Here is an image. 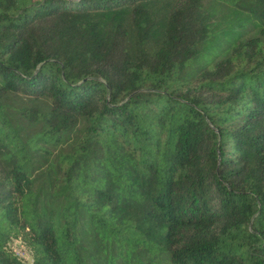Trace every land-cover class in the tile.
I'll return each instance as SVG.
<instances>
[{
    "label": "trees",
    "instance_id": "16d2710c",
    "mask_svg": "<svg viewBox=\"0 0 264 264\" xmlns=\"http://www.w3.org/2000/svg\"><path fill=\"white\" fill-rule=\"evenodd\" d=\"M0 264H264V0H0Z\"/></svg>",
    "mask_w": 264,
    "mask_h": 264
},
{
    "label": "rangeland",
    "instance_id": "374dc122",
    "mask_svg": "<svg viewBox=\"0 0 264 264\" xmlns=\"http://www.w3.org/2000/svg\"><path fill=\"white\" fill-rule=\"evenodd\" d=\"M7 248L14 255H16V257H18L19 259H21L23 261H26V262H30L29 252H28L27 248L25 247V245L22 244L20 241H18V240H11L8 243Z\"/></svg>",
    "mask_w": 264,
    "mask_h": 264
}]
</instances>
